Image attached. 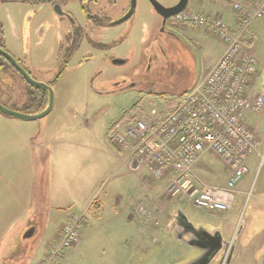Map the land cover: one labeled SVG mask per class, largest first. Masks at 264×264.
<instances>
[{
	"label": "rangeland",
	"instance_id": "374dc122",
	"mask_svg": "<svg viewBox=\"0 0 264 264\" xmlns=\"http://www.w3.org/2000/svg\"><path fill=\"white\" fill-rule=\"evenodd\" d=\"M196 1L191 0L189 9ZM145 2L140 0L131 29L124 23L98 32L90 50L87 47L74 54L62 75L55 68L57 62L53 64L61 60L58 45L62 23L52 7L13 0L0 2V23L8 50L28 67L32 57L43 73L51 68V73H45L47 78L55 76L56 81L58 77L53 86L54 107L45 118L24 121L0 114V264H31L35 258L59 263L49 254L57 248L59 228L66 217L78 213L75 207L56 212L51 206L52 200L43 190L48 167L35 149L37 145L50 149L47 141L56 136L89 138L86 146L98 150L90 169L102 183L98 194L101 208L94 207L86 215L89 224L81 229L75 248L64 250L60 264H188L197 253L161 234L169 225L166 216L171 211H181L195 228L218 231L227 244L236 245L231 264H244L242 261L249 259L248 251L255 253L258 264L264 255V144L259 150L261 157L250 161L248 174L237 185L233 209L226 213H208L182 195L172 198L165 193L164 181L155 183L142 170L136 176L117 169L116 160L108 157L109 148L117 152L110 144L109 129L124 112L139 101L137 113L157 114L170 108L173 100L195 87L224 47L210 34L193 40L165 36L159 42H150L144 36L145 24H154L156 18ZM88 52L92 60L85 63ZM249 52L257 59L260 73L250 92L262 93L264 34H257ZM117 61L127 64L122 67ZM3 76L0 104L13 112H25L29 94L24 84L17 79L16 85H11L10 76ZM120 86L126 89L114 93ZM247 123L264 142V109L259 115H251ZM105 153L107 159L102 157ZM203 163L204 171L197 172L203 183L226 185L229 172L224 171L221 161L208 154ZM118 193L121 198L116 196ZM79 197L82 201L84 195ZM117 199H130L132 208L142 203L147 213L159 208L153 203L159 199L161 215H144L141 231L123 233L115 220ZM240 219L243 228L238 232ZM33 229L35 234L26 238ZM229 252L228 247L226 254Z\"/></svg>",
	"mask_w": 264,
	"mask_h": 264
},
{
	"label": "built area",
	"instance_id": "2783aa9c",
	"mask_svg": "<svg viewBox=\"0 0 264 264\" xmlns=\"http://www.w3.org/2000/svg\"><path fill=\"white\" fill-rule=\"evenodd\" d=\"M199 1L224 3L237 18L232 29L220 14L186 10L177 16L178 22L215 36L225 47L221 58L170 108L122 118L110 127L108 136L119 152L138 163L146 178L165 182L166 195H182L199 209L226 213L233 208L237 185L248 174L250 161L261 157L264 144L247 123L251 115L262 113L264 97L250 92L259 73L258 61L245 45L252 25L264 20V0ZM208 154L229 172L225 187L205 184L196 176ZM138 208L147 215L143 204ZM86 224V214H81L62 225L52 259L78 244ZM240 224L241 219L238 228Z\"/></svg>",
	"mask_w": 264,
	"mask_h": 264
},
{
	"label": "flooded vegetation",
	"instance_id": "af4514ba",
	"mask_svg": "<svg viewBox=\"0 0 264 264\" xmlns=\"http://www.w3.org/2000/svg\"><path fill=\"white\" fill-rule=\"evenodd\" d=\"M10 1V0H7ZM132 0H53L47 3L39 4V5H49L52 7L53 13L56 19L62 23L61 30L62 34L59 36V45L58 52L60 53V58L56 61H53V64L58 69L59 75H62L67 68L71 58L74 54L78 53L81 49L85 50L87 47L90 50L91 44L94 42V39L97 36L98 32H106L108 29L113 28V24L124 17L131 7ZM142 1V0H141ZM146 1V2H145ZM153 0H144L145 4L149 6L150 13L156 18V22L154 24H145L146 32L144 36L150 41L159 42L162 37L169 36L175 40H178L177 35L174 31L178 28V26L183 25L178 22L177 16L168 20L166 25H163V19L159 16L153 5L151 4ZM159 2L165 8H172L179 4L180 0H154ZM199 1V0H197ZM0 2H6L4 0H0ZM19 2V1H18ZM191 0H189L188 6L185 9H189V4ZM32 6H36V4L28 3ZM59 5L62 10V15H57L54 7ZM140 0H137L136 12L132 18L128 22L129 28L131 29L136 21V13L137 8H139ZM50 7V8H51ZM183 11V12H185ZM181 12V13H183ZM117 39V38H116ZM6 37L5 33L2 30L0 23V49L5 53L9 54L17 64L35 81L45 83L51 87L55 85L56 81H53L55 78H47L45 73H51V68L45 69V73H43L41 67H39L38 63H35L30 58L31 66H26V62L21 58H18L16 54L10 52L6 46ZM87 57L83 59V62L88 63L92 60L91 54L88 52ZM26 60V58H25ZM122 65L124 67L126 65ZM260 73H258L259 75ZM6 75V76H3ZM8 75L11 79V85H16V80H21V83L24 84L25 88L29 94V100L27 104V110H30L32 106L40 105L42 103L48 102V94L46 92H42L41 90H36L33 87L29 86L23 79V77L15 70V68L11 65V63L0 56V78L1 76L8 79ZM263 81L260 84V88L262 91V95L264 97V72L262 73ZM120 84V83H119ZM126 89L125 86H120L115 89L114 93L124 91ZM2 114V113H0ZM171 201V200H169ZM171 206L170 203H168ZM169 209V207H168ZM169 220V225L165 226V232L161 233L168 239L176 240V242L183 244L187 249H191L195 253H197L196 257L191 259L188 264H231L233 261L234 250L236 245L232 246L231 244H227L223 238H221V233L218 231H209L204 228H195L189 221L186 219L185 215L181 212H168L167 216ZM243 228V225L239 227ZM34 230V229H33ZM36 230L33 231V235ZM32 235V236H33ZM229 247V255L226 254ZM148 255V254H147ZM47 257V256H46ZM21 260V259H20ZM18 260V261H20ZM17 261V262H18ZM16 262V261H15ZM60 264L61 261H58ZM31 264H49L46 262V259L39 260V258H35ZM259 264H264V255L259 260Z\"/></svg>",
	"mask_w": 264,
	"mask_h": 264
},
{
	"label": "crops",
	"instance_id": "0c3cea01",
	"mask_svg": "<svg viewBox=\"0 0 264 264\" xmlns=\"http://www.w3.org/2000/svg\"><path fill=\"white\" fill-rule=\"evenodd\" d=\"M194 8H191V12L198 11L200 13H206L209 15L220 14L224 17L227 23L230 25L232 29H236L237 26V18L233 14L231 8L224 3H215V2H199L196 1L194 3ZM203 32V35L198 34V32ZM175 34L179 38L188 37L190 40L195 39L197 36H204L206 33L202 30H197L191 24H183L178 26V29L174 31ZM264 34V20L256 21L248 34L247 41L245 42L248 50L252 49L254 45V41L257 37V34ZM198 34V35H197ZM215 37V36H214ZM188 39V40H189ZM222 44V43H221ZM222 46H224L222 44ZM221 55L211 62L205 72V74L209 71V69L215 65L221 56L224 53L225 47H222ZM204 74V75H205ZM203 75V76H204ZM202 76V77H203ZM199 81V80H198ZM124 112L123 114L127 113ZM140 114V113H136ZM89 138H81L80 136L76 137H66V136H56L55 138L48 140L47 144H50L52 147L50 149H45L37 145L36 151H38L44 158V162L48 167L46 174L47 176L43 177V190L44 195L49 200L51 206L55 209V211H61L66 207H75L78 215L88 213L94 207L101 208V203H99L98 194L102 188V183L96 177V174L92 172L90 169L91 160L94 159V155L98 152V150H94V148L90 149L86 146V141ZM106 144V143H105ZM107 145V144H106ZM74 147L83 148V150H76ZM85 147V148H84ZM108 147V145H107ZM109 148V147H108ZM115 148V147H114ZM108 152V157H112L116 160L117 169L123 168L128 172H132L136 176L140 173L138 164L134 159H129L126 155L120 153L119 151L115 152L113 150ZM103 159H107L106 153L105 156H102ZM97 160V158H96ZM95 160V161H96ZM100 169L99 163H97ZM206 165L202 167H198L195 170L196 176L202 180L201 176L198 175L197 172H203ZM85 167H87V173L85 171ZM225 171V170H224ZM227 184V183H226ZM209 185V184H208ZM215 186V185H211ZM220 187L222 185H219ZM224 185L223 187H225ZM83 200L79 196H83ZM117 197L121 198L122 196L118 193ZM171 200V199H167ZM117 210L115 214V220L119 223L120 231L123 233H130V231L138 232L142 230V226L145 224L143 219L144 216L138 211V206L140 204L135 205L132 208V204L130 199H117ZM162 201L159 199L154 200V204L161 207ZM169 207V204H167ZM154 207V211L156 215H159L160 209ZM167 208V207H166ZM233 209V208H232ZM231 209V210H232ZM152 212V213H153ZM208 213H217V212H208ZM163 214V212H162ZM73 215V214H71ZM152 215V214H151ZM71 216H67L66 218H70ZM152 217H155L154 213ZM157 217V216H156ZM65 218V219H66ZM89 224V220L87 225ZM86 225V226H87ZM62 226V225H61ZM60 226V228H61ZM85 226V227H86ZM84 227V228H85ZM59 228V232H60ZM83 228V229H84ZM75 248V247H74ZM243 255V251L241 252ZM249 259L242 261L244 264H258L255 253H250ZM247 254V255H248Z\"/></svg>",
	"mask_w": 264,
	"mask_h": 264
},
{
	"label": "water",
	"instance_id": "95a60500",
	"mask_svg": "<svg viewBox=\"0 0 264 264\" xmlns=\"http://www.w3.org/2000/svg\"><path fill=\"white\" fill-rule=\"evenodd\" d=\"M188 3H189V0H180L179 4L176 5L175 7L165 8L159 2L154 1V0L151 1V4L153 5L156 13L159 16H161V18L163 19V25L164 26L166 25L168 20H170L173 17H176L181 12L185 11V9L188 6ZM136 7H137V0H132L131 1V7H130V10L128 11V13L124 17H122L121 19L117 20L113 24V26H119V25H122V24L128 22L130 19L132 20L134 14L136 12ZM54 10H55L57 15H62V10H61L59 5H56L54 7ZM0 56L4 57L5 59H7L11 63V65L23 77L24 81L29 86L33 87L36 90H41L42 92H46L48 94V97H49L48 102L46 103L45 107L41 111H39L38 113H35V114L13 112V111H10V110L6 109L1 104H0V113L4 114L6 116L14 117L16 119L24 120V121H39V120L45 118L46 116H48L52 112L53 107H54V103H55V94H54L53 87H51V86H49V85H47L45 83H41V82L33 80L17 64V62L9 54L5 53L1 49H0ZM116 64L122 66V65L125 64V61H117ZM33 231L34 230H30L28 232V234L26 235V238H31L32 235H33ZM221 238H223L222 234H221Z\"/></svg>",
	"mask_w": 264,
	"mask_h": 264
},
{
	"label": "trees",
	"instance_id": "16d2710c",
	"mask_svg": "<svg viewBox=\"0 0 264 264\" xmlns=\"http://www.w3.org/2000/svg\"><path fill=\"white\" fill-rule=\"evenodd\" d=\"M4 1H7V0H4ZM13 1H19L21 3H33L36 5H39V4L47 3V2H50L53 0H13ZM45 105H46V103H42L40 105L36 104L35 106H32V108L30 110H27V111L22 112V113H27V114L38 113L39 111H41L45 107ZM140 106H141V102L139 101L135 105H133L127 113L123 114V118H126V117H128V115H132L133 113H136L137 110L140 108Z\"/></svg>",
	"mask_w": 264,
	"mask_h": 264
}]
</instances>
